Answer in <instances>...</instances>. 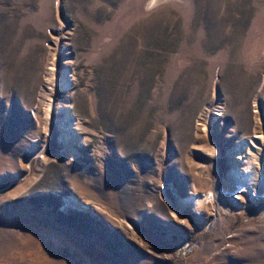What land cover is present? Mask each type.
<instances>
[{
    "label": "rangeland",
    "instance_id": "rangeland-1",
    "mask_svg": "<svg viewBox=\"0 0 264 264\" xmlns=\"http://www.w3.org/2000/svg\"><path fill=\"white\" fill-rule=\"evenodd\" d=\"M249 145L264 0H0V264H264V197L185 203Z\"/></svg>",
    "mask_w": 264,
    "mask_h": 264
},
{
    "label": "bare ground",
    "instance_id": "bare-ground-1",
    "mask_svg": "<svg viewBox=\"0 0 264 264\" xmlns=\"http://www.w3.org/2000/svg\"><path fill=\"white\" fill-rule=\"evenodd\" d=\"M69 76L70 75L67 70H62L60 72V78L58 79L57 84L58 89H67L70 87ZM47 107L48 113L53 109L57 111L59 110L58 106H54L53 101H49ZM73 119L74 118L71 116V113L67 111V109H64L62 111V117H59L57 127L61 134V140L63 143H67L73 135V131L71 130ZM262 140L263 139H261V141ZM255 141V136L248 140L251 145ZM248 147L239 149V146H235V149H231L229 157L232 167L229 170L228 175L222 179L221 193H218L217 190H212L206 193H192L185 199V203L193 207L196 211H199L203 207L205 201L212 200L214 198L219 199L224 197L230 200L231 203H236V201L232 200V194L239 193V191H247L252 196L264 197V169L258 168V166H260V157L255 156L252 158V150L255 153L257 150L253 146L249 145ZM217 208L218 205L216 206V209Z\"/></svg>",
    "mask_w": 264,
    "mask_h": 264
},
{
    "label": "water",
    "instance_id": "water-1",
    "mask_svg": "<svg viewBox=\"0 0 264 264\" xmlns=\"http://www.w3.org/2000/svg\"><path fill=\"white\" fill-rule=\"evenodd\" d=\"M153 2L155 1V0H152Z\"/></svg>",
    "mask_w": 264,
    "mask_h": 264
}]
</instances>
